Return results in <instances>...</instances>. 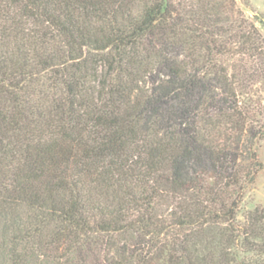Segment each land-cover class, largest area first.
<instances>
[{
	"label": "trees",
	"instance_id": "16d2710c",
	"mask_svg": "<svg viewBox=\"0 0 264 264\" xmlns=\"http://www.w3.org/2000/svg\"><path fill=\"white\" fill-rule=\"evenodd\" d=\"M261 141L236 0H0V264H264Z\"/></svg>",
	"mask_w": 264,
	"mask_h": 264
},
{
	"label": "rangeland",
	"instance_id": "374dc122",
	"mask_svg": "<svg viewBox=\"0 0 264 264\" xmlns=\"http://www.w3.org/2000/svg\"><path fill=\"white\" fill-rule=\"evenodd\" d=\"M236 4L244 16L258 27L264 37V0H236ZM257 152L263 168L257 174L254 184L246 190L238 212L240 220H244L249 210L256 206H264V141L259 143Z\"/></svg>",
	"mask_w": 264,
	"mask_h": 264
}]
</instances>
